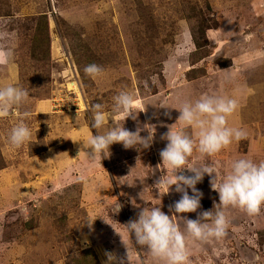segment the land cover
<instances>
[{
	"label": "rangeland",
	"instance_id": "374dc122",
	"mask_svg": "<svg viewBox=\"0 0 264 264\" xmlns=\"http://www.w3.org/2000/svg\"><path fill=\"white\" fill-rule=\"evenodd\" d=\"M202 23L210 27L204 38ZM0 32L14 49L12 63L0 66V86L29 92L22 108L0 118V264H86L93 256L107 264L106 252L128 264L115 230L132 249V264H158L135 247L123 225L146 206H161L171 216L170 206L181 198L174 187L166 195L154 187L170 172L162 165L167 141L161 137L179 116L161 103L178 107L204 93L237 100L228 123L248 138L217 157L197 155L195 163L218 160L223 174L234 158L264 160V0H0ZM192 32L204 52L196 49ZM89 64L102 66L104 75L89 78ZM122 90L147 111L136 121L109 115L101 132L114 122L133 132L150 123L156 125L154 143L140 152L114 144L109 158L92 163L80 154L91 153L83 141L98 134L90 128L89 109L100 103L111 113ZM24 111L31 112L25 122L32 138L17 149L8 137ZM145 188L147 203L140 199ZM197 189L203 193L198 212L214 210L219 195L210 177ZM118 204L121 211L114 214ZM184 215L195 220L198 213ZM227 215V237L191 244L192 264H264V211L249 216L230 209Z\"/></svg>",
	"mask_w": 264,
	"mask_h": 264
},
{
	"label": "clouds",
	"instance_id": "9594fccd",
	"mask_svg": "<svg viewBox=\"0 0 264 264\" xmlns=\"http://www.w3.org/2000/svg\"><path fill=\"white\" fill-rule=\"evenodd\" d=\"M7 40L8 35L0 32V66H9L13 61L14 49L8 46ZM104 71V68L97 64H89L84 68L85 74L93 80L102 77ZM28 99V90L20 86H0V118H6L14 110L22 108ZM113 101L111 113L105 112L104 105L100 103L93 104L89 109L92 114L90 128H94L98 134H92L83 141V148L90 149L91 153L81 150L80 154L85 153L92 163L109 158L111 146L114 144H121L126 150L135 149L140 152L150 149L154 143L156 125L150 123L145 124L143 128L138 126L133 132L126 129L124 123L121 125L114 122L111 127L101 132V129L106 128L109 115L114 121L121 118L124 122L129 118L136 121L140 112L147 111V108H137L140 101L127 90L120 91L113 97ZM158 107L178 110L179 116L175 124L167 126L168 132L161 137L167 141L166 147L160 151L162 165L170 172L166 171L154 187L159 194L163 192L164 195L174 187L175 191L181 194V198L170 206L169 211L173 212L171 216L166 214L161 206H146L139 211L137 219L130 220L123 226L132 241L134 237L135 247L139 246L145 250L158 264H192L191 244L199 242L203 245L213 240L222 241L227 237L230 224L228 210L239 209L249 216L262 214L264 160L256 162L245 156L234 158L230 169L223 174L218 160L213 159L212 163H202L199 166L195 163L197 155L200 158H214L234 142L248 138L246 130L229 126L228 123L229 118L238 109L237 100L204 93L195 100L183 101L178 107H169L166 103H161ZM166 114L170 118V112ZM30 116L31 112L24 111V119L11 128L8 139L14 148L19 149L31 141L32 130L25 122ZM177 125H182L180 130H176ZM142 131H147L148 135L142 136ZM160 167L161 165H157V168ZM185 171L193 175H184ZM205 175L210 177V187L218 193L219 203L213 202L214 210L198 212L202 207L203 193L197 189V184L203 181ZM189 189L192 195H189ZM146 191L145 188L140 193V199L143 201ZM132 203L134 207H140L136 205L135 200ZM121 208L122 205L118 204L113 213L119 214ZM187 213H198L197 219H189L184 215ZM85 222L87 227L93 230L95 221L89 219ZM104 222L109 224L105 220ZM111 227L115 230L112 225ZM115 232L126 247L128 264H132V249L125 243L124 236L116 230ZM105 255L107 264H124V261H118L113 253L106 252Z\"/></svg>",
	"mask_w": 264,
	"mask_h": 264
},
{
	"label": "trees",
	"instance_id": "16d2710c",
	"mask_svg": "<svg viewBox=\"0 0 264 264\" xmlns=\"http://www.w3.org/2000/svg\"><path fill=\"white\" fill-rule=\"evenodd\" d=\"M43 21H44V22H43ZM38 22H39V24H40L41 26H44V29H43V31H42L41 33H45V35H46V31H47V23H46V19H45V17H44V16H43V17L41 16V18L39 19ZM207 29H210V27L204 26V23H202V25L200 26V28H199V30H198L199 35L202 36V37L204 38V34H205L204 32H205ZM193 33H194V32H192V40H193L194 45L196 46V49L198 48V49H199L198 51H203V52H204V49H200L201 46H200V44L198 43L196 37L193 36ZM93 255H94V254H93ZM86 264H98V261H97L96 258L93 256V257H92V261H91L90 263H86Z\"/></svg>",
	"mask_w": 264,
	"mask_h": 264
},
{
	"label": "crops",
	"instance_id": "0c3cea01",
	"mask_svg": "<svg viewBox=\"0 0 264 264\" xmlns=\"http://www.w3.org/2000/svg\"><path fill=\"white\" fill-rule=\"evenodd\" d=\"M85 134H89V132L86 130Z\"/></svg>",
	"mask_w": 264,
	"mask_h": 264
}]
</instances>
